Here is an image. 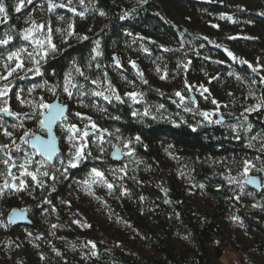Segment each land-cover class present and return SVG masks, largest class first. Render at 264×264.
<instances>
[{"label": "trees", "instance_id": "16d2710c", "mask_svg": "<svg viewBox=\"0 0 264 264\" xmlns=\"http://www.w3.org/2000/svg\"><path fill=\"white\" fill-rule=\"evenodd\" d=\"M3 4L0 39H12L0 45V74L18 63L12 52L24 68L0 79L8 90L0 109L29 94L26 115L39 133L47 98L69 111L53 164L23 142L30 134L15 136L20 151L13 142L0 149V188L27 185L0 195V264H264V0ZM61 18L68 23L55 32ZM0 122L18 119L0 113ZM93 122L75 141L84 158L69 167L68 128ZM117 148L120 163L111 159ZM9 158L17 166L32 158L28 171L43 186L19 167L8 176ZM245 161L254 165L247 174ZM248 175L261 179L260 191L244 184ZM14 210L31 224L11 226Z\"/></svg>", "mask_w": 264, "mask_h": 264}, {"label": "snow or ice", "instance_id": "6c2138e0", "mask_svg": "<svg viewBox=\"0 0 264 264\" xmlns=\"http://www.w3.org/2000/svg\"><path fill=\"white\" fill-rule=\"evenodd\" d=\"M28 2L30 3L31 0H28ZM69 2H71V0H69ZM81 2H82V0H81ZM60 6L63 7L64 5H60ZM54 7H56V5H50V9L49 10H51V8H54ZM16 11H20V7H17ZM73 11H74V9H73ZM0 13H4L6 15V9L4 7L3 0H0ZM101 15H103V13H101ZM38 27L42 29L43 25H40ZM26 31L30 34L32 30L31 29H27ZM49 31H51V29H49ZM5 35H6V38L0 39V45H7L9 43V41L12 39L11 36H9L7 34H5ZM24 39L25 40L29 39V35H25ZM36 43L40 44L42 46V42L41 41H36ZM49 43H51L50 38H49ZM51 48H52L53 51H55V49H56L55 44H51ZM20 52H26V49H20ZM37 54L39 55L40 53H37ZM99 54L100 53L97 52V55H99ZM27 55H28L29 58L33 59L35 63H37V64L39 63V61H35V58L33 57L32 53H28ZM46 55H47V53H44V56H46ZM228 55L232 56L233 54L231 52H229ZM233 58L235 59V57H233ZM7 59L9 61H11L13 59H16L18 61V63L16 64L15 67H12V68H9V66L7 64H5L4 67L6 69H8V72H7V75L0 74V79H5L6 80L8 78V76H10V75H12V73L16 72L17 69L23 70V68H24L23 60H21L20 55L17 52L10 53L8 55ZM244 63H247V62L244 61ZM133 67H135V63L134 62H133ZM28 70L31 71L32 69H28ZM253 70L255 71V69H253ZM36 71L38 72L39 69L37 68ZM77 71L80 72V75H83V72L79 68H77ZM162 78H166V77H162ZM145 83H146V81H145ZM261 83H264V79L261 80ZM72 87H76V85H72ZM64 91L67 92L69 96L72 95V93L69 91L68 87H65ZM205 91H207V89H205ZM5 94H6V92H0V96H3ZM95 95L100 96V95H103V93L97 92V93H95ZM129 95L130 96H135L134 93H129ZM176 95L177 96H181V93L177 92ZM183 98L184 97L181 96V99H183ZM105 99H107V97H105ZM117 99H119L118 96H117ZM41 107L48 109V112L46 114V124H47V129L50 132L52 123L54 121H56L58 119V117H60L62 115L63 107L59 106V105L54 107V106L46 104V103L42 104ZM0 111H3V112H5L8 115H17L16 113H12L10 111V109H8V108L0 109ZM77 115L79 116L80 114L77 113ZM204 115L207 116L208 114L205 113ZM217 123H219V121H217ZM44 125H45V121H41V126L44 127ZM96 128H97V126L93 122L91 124V129H96ZM91 129L87 125L84 127V129H80L76 125H71L68 128L67 131L70 133V135L67 137V139L72 144V147L76 149L75 152H70V154H69V158L67 160V163H68L69 167H72V168L77 167L79 161L84 158V151H83L84 145L83 144L77 145L75 143V141L78 140V139L82 140V139H86L87 137H89ZM77 133H79V136H77ZM4 134L6 136H11L12 135V133L8 132L7 129H4ZM25 135L27 136V135H29V133H26ZM31 135L33 137L32 140L29 141L27 139H24L23 142L25 144H29L30 147L36 151V154H38V155H40L42 157H45L48 161H52L54 157L58 158V148H57L56 141L54 139L53 140H45V139L41 138L40 136H37L35 133H31ZM97 139H102V137L97 135ZM137 139H139V138H137ZM13 143H15V141H13ZM8 147H9L8 145H0V149H7ZM16 150L20 151V146L19 145L16 146ZM6 155H7V153H6ZM31 160H32V158H29V159H27L25 161V163H22L19 166H17L15 164V162H12L11 158L4 159L2 161V163L9 166L8 167V171H7V175L8 176H12L11 168L19 167L20 169L23 170V173L26 176L31 177L32 181H35L38 185L43 186L44 182L42 180H38L37 175L34 172L28 171L27 164L30 163ZM59 162L61 164H63L64 160H60ZM252 166H254V165H251L250 162L245 161V170H244L245 174H247V172L249 170V167H252ZM37 171H39V170H37ZM65 171H67V169H65ZM92 173L96 177H100L101 179L104 178V174L102 172L98 171L95 168L92 169ZM40 175L42 177H49L50 176L48 171L40 172ZM50 178L54 180L55 179V175L54 174L51 175ZM17 179H19V177H13V181H15ZM250 182L251 183H255L254 180L250 181ZM104 183L107 184V187L109 189H112L114 187L113 184L108 183L106 180H104ZM26 187H27V185H26L24 180H20L19 184H16L15 182L10 184L6 180L5 183H4L3 188H0V195H3L5 189H10V190L11 189H15V190L19 191V190H22V189H24ZM10 219H11V217H9V220ZM77 223H79V222L77 221ZM88 226L90 227V225H88ZM53 227H55V225H53ZM93 247H95L94 244H93Z\"/></svg>", "mask_w": 264, "mask_h": 264}, {"label": "rangeland", "instance_id": "374dc122", "mask_svg": "<svg viewBox=\"0 0 264 264\" xmlns=\"http://www.w3.org/2000/svg\"><path fill=\"white\" fill-rule=\"evenodd\" d=\"M37 14H38V12H37ZM90 20H91L90 18L86 19L84 24L90 22ZM67 23L68 22L65 19H59L55 23V25L53 26L55 32L58 30V28L60 29V28L66 27ZM3 85H5V84H3ZM6 92H8L7 89H6ZM4 96H6V95L0 96V100H4L5 99ZM51 101L52 100L47 98L46 101L43 104H45V103L46 104H50ZM2 103H3V101H2ZM10 103L11 104H9L6 108L10 109L11 112L17 114L15 116H16V119H18V123H7L6 124V123H1L0 122V145H8V144H10L13 141H15V143H13V144H15V146L19 145L17 143V141L19 142V140H17V138L15 137L17 134L23 136L26 133H29L30 134V137H29L30 139L33 138L31 133L45 135L44 133H39V132H34L33 131L34 130V122H33L32 118H30V117H28L26 115L28 109H30V106L33 104V99L30 98L29 94H27V93H23V94L16 93V94H14V95H12L10 97ZM41 110L43 112L42 114H44L45 112H47L48 109L41 107ZM19 122H21V123L19 124ZM61 126L64 128V126H66V125L62 124ZM4 129H7V131L12 133V135L11 136H6L4 134ZM91 130H93V129H91ZM32 152L36 153L33 150H32Z\"/></svg>", "mask_w": 264, "mask_h": 264}, {"label": "water", "instance_id": "95a60500", "mask_svg": "<svg viewBox=\"0 0 264 264\" xmlns=\"http://www.w3.org/2000/svg\"><path fill=\"white\" fill-rule=\"evenodd\" d=\"M49 105L52 106H62L63 107V113L60 117H58V119L56 121H54L51 125V131L49 132L47 129V124H46V114L47 112L42 116V121H45V125L44 127L41 126V130L43 132H45V135L42 134H37V136H40L41 138L45 139V140H55L56 144H57V148H58V154H60L61 149L59 146V142H58V136L56 133V129L58 127V125L67 117L68 114V106L67 105H62L59 101V99H56L55 101H53L52 103H50ZM2 115L8 116V117H13V115H8L5 112H0ZM224 120L221 119L220 122H223ZM32 140L29 139V141ZM30 147V145H29ZM31 148V147H30ZM32 149V148H31ZM33 151H35L34 149H32ZM36 152V151H35ZM40 156V155H39ZM42 159L48 161L45 157L40 156ZM56 157L53 158L52 161H48L50 164H53L55 161ZM111 159L116 162V163H120L123 161L124 156L122 153V150L120 148H117L113 151L112 155H111ZM255 181V183H251L250 181ZM244 184L251 188L254 191H260L262 189V181L258 176L255 175H248L244 181ZM11 217V219H8V222L11 226H20V225H30L31 224V220L29 219L28 216V212L27 211H22V210H14L11 215L9 216Z\"/></svg>", "mask_w": 264, "mask_h": 264}]
</instances>
